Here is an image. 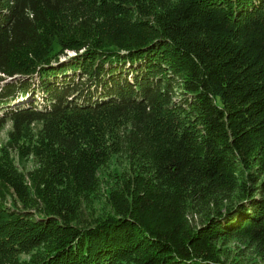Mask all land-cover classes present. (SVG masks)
I'll use <instances>...</instances> for the list:
<instances>
[{"label": "trees", "instance_id": "1", "mask_svg": "<svg viewBox=\"0 0 264 264\" xmlns=\"http://www.w3.org/2000/svg\"><path fill=\"white\" fill-rule=\"evenodd\" d=\"M0 112V264H264V0H0Z\"/></svg>", "mask_w": 264, "mask_h": 264}, {"label": "rangeland", "instance_id": "2", "mask_svg": "<svg viewBox=\"0 0 264 264\" xmlns=\"http://www.w3.org/2000/svg\"><path fill=\"white\" fill-rule=\"evenodd\" d=\"M49 19H50V22L52 25L45 28L49 31L51 30L53 25H55V26L63 25L62 21L59 18H56L55 16L50 15ZM67 51H68L67 53L69 54V57L75 55V51H73V50H67ZM66 58H67L66 56H60V61H64ZM35 75H37V74H35ZM35 79H36L35 81L38 82L37 77H35ZM36 82H34V83H36ZM32 94H34L35 98H37L38 101L41 102V100H42L41 90L39 91V89H38L35 92H33ZM1 113L2 112H0V114ZM11 126H12L11 123L8 122V124H5V126L2 127V129H0V156H1V153L3 151V148L5 147V145L7 144L8 140H9V131L11 130ZM30 144L31 143H29L27 141H24V140L21 141V145L25 149H27ZM26 152H28V151L26 150ZM19 159H20L19 156L16 154L15 160L18 161ZM116 159H117V157L113 155L109 160L110 164H111L109 171H111V172H113V170L118 168ZM40 161L41 160L38 159L34 154L28 156L27 158H24L21 161V164L19 163V165H18V167L20 168V171L19 170L17 171V173H16L17 176L14 178L9 176L8 178H5L0 182V189H1L0 192L2 191V193L0 194V199H3L5 196L4 199L6 201H11L12 203L19 205L21 207H30L33 200L39 199V197L31 196L32 194L35 195L34 190H31L29 192L27 190L25 191L22 183H20L18 180L23 179L29 173H32V174L36 173L37 175L39 173H43L44 169L41 168L40 165L38 164ZM109 171H106V173L104 172L103 178L105 181H108V178L106 175L109 173ZM119 172L122 173L121 169H119ZM47 173H49V172H47ZM29 182L31 183V181H28V183ZM2 184L5 185L6 190H3L1 188ZM107 191H108V189H107ZM25 192H27L30 196L29 197L24 196V198H23V193L25 194ZM12 193H14V195ZM106 201L107 200L104 198H102L100 200L95 199L94 195L89 196V203L95 209V213H99L98 211H101L103 208L106 207L104 205L106 203ZM25 204H27V205L25 206ZM83 205L86 206L87 204L83 203ZM190 216H192V215H190ZM202 218H203V216L199 217V215H195V217H193L192 220L195 223V222L200 221ZM246 245H248V244H246ZM246 245L245 244L243 245V242H240V241L231 242L229 244L231 249L234 250V248H238L237 250H239L240 253L242 251H244V252L247 251L246 254H247L248 258L245 260V262H246L245 264H248V260L251 262V260L254 259L255 255H254V251H253L254 249L249 248V250H248ZM236 252H238V251H236ZM234 261H235V263H237V260H234Z\"/></svg>", "mask_w": 264, "mask_h": 264}]
</instances>
